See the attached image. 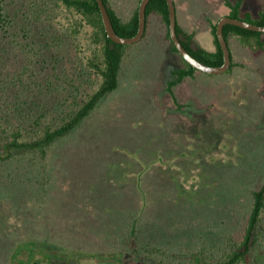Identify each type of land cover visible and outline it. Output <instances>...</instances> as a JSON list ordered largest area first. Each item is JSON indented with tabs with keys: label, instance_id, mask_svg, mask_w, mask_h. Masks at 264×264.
I'll use <instances>...</instances> for the list:
<instances>
[{
	"label": "rangeland",
	"instance_id": "1",
	"mask_svg": "<svg viewBox=\"0 0 264 264\" xmlns=\"http://www.w3.org/2000/svg\"><path fill=\"white\" fill-rule=\"evenodd\" d=\"M137 1L111 0L123 18ZM173 1L177 21L211 50L208 20L228 11L223 0ZM263 1L245 0L243 8L255 13ZM148 20L146 36L134 42L124 57L118 90L68 137L53 144L42 163L46 167L35 170L40 194L35 196L34 188L24 190L23 183L14 182L23 196H0V264H6L5 257L16 242L27 238L41 243L26 240L18 249L45 258L60 254L59 264H117L115 257L104 255L116 249L109 233L120 228L106 214L109 210L120 213L117 209L141 206L146 213L165 206L175 215L179 208L186 211L187 202L196 203V186L211 194L213 201L222 190L234 189L236 177L251 186L264 181V51L255 54L230 40L233 60L239 64L229 73L198 71L194 78L175 85L176 98L184 105L177 110L165 87L171 70L181 61L171 50L160 17L152 13ZM50 51L69 66L76 54L69 41L58 52L52 47ZM10 92L15 90L8 86L0 91L3 110L7 107L4 96ZM12 109L9 114L2 110L3 125L24 123L13 119L16 110ZM18 165L11 164L16 170ZM7 175V169L0 166L2 191H6ZM247 201L238 206L242 213ZM217 205L213 208L210 203L204 213L211 219L214 216V221L194 223L184 218L180 222L185 229L177 225L172 231V236L185 231V248L204 245V258L210 264L221 258L228 247L227 237L240 227L238 216L228 219L222 204ZM18 255L15 264H32L30 257ZM124 256L121 264H133L127 252ZM182 260L187 263V258ZM253 264H264V237Z\"/></svg>",
	"mask_w": 264,
	"mask_h": 264
},
{
	"label": "trees",
	"instance_id": "2",
	"mask_svg": "<svg viewBox=\"0 0 264 264\" xmlns=\"http://www.w3.org/2000/svg\"><path fill=\"white\" fill-rule=\"evenodd\" d=\"M103 2L115 32L123 37L134 36L138 30L140 0L126 18L117 12L111 0ZM223 3L228 9L227 16L264 25V1L255 13L243 8L244 0H223ZM152 13L160 17L171 50L181 61L179 67L171 70V78L166 81L165 87L177 110H180L184 105L178 102L174 86L186 78H194L200 70L187 62L171 41L166 0L148 1L145 29L140 39L147 34L148 19ZM220 17L208 20L211 50L200 44L193 31L176 21V33L182 45L191 55L210 66L223 63V51L216 35V24ZM38 26L43 28L36 31ZM263 34L262 31L231 23L223 26L228 47L229 41L234 39L255 54L264 51ZM38 36H42L40 40ZM66 41L71 42L76 51L70 66L62 65L60 55L50 51L52 47L58 52ZM132 44L118 43L108 37L96 0H0V91H4L7 86L9 90H15L14 94L10 92L4 96V102H7L5 110L0 107V166L8 171L7 180L4 179L6 191L0 189V196L5 197L2 194L5 193L11 199L22 197V189L19 184L13 186L14 182L23 183L24 190L28 186L29 189L32 187L37 194L35 196L40 194L39 185L36 184L38 173L35 170L46 167L42 163L53 144L68 137L100 102L118 90L123 60ZM230 58L227 73L239 64L233 60L231 51ZM12 108L16 110L13 119L20 118L21 123H24H9L5 126L2 123V110L8 112ZM14 162H19L17 170L11 166ZM123 166L121 164L120 168ZM48 177H51L49 172ZM235 181L234 189L222 190L213 201L211 194L196 186V203L187 202L186 211L179 208L175 215L171 210L166 211L165 206L146 213L141 206L129 211L117 209L120 213L116 209L109 210L106 214L120 228L109 233L111 244L116 249L104 255L115 257L117 264H121L120 259L125 257L126 252L133 264H210L204 258V245L185 248L184 245L188 244L185 242V231L174 236L172 231L177 225L185 229L184 222H180L184 218L192 219L194 223L214 221V216L211 219L204 213L208 211L210 203L212 207L219 203L222 204V211L226 210L228 219L231 220L234 215L240 218V227L236 234L227 237L228 247L221 258L211 264H253V255L264 237V181L253 186L240 181V177H236ZM228 186H231L230 182ZM246 199L248 207L242 213L238 206ZM26 240L38 242L35 238L20 239L6 255V264H15L16 254L30 257L32 264L42 262L45 257L18 249L21 242ZM37 249L43 248L38 246ZM182 257L187 258V263ZM51 258H56L57 262H52ZM45 259L52 264H59L61 255Z\"/></svg>",
	"mask_w": 264,
	"mask_h": 264
},
{
	"label": "water",
	"instance_id": "3",
	"mask_svg": "<svg viewBox=\"0 0 264 264\" xmlns=\"http://www.w3.org/2000/svg\"><path fill=\"white\" fill-rule=\"evenodd\" d=\"M98 3V7L101 13V17L103 20V24L105 27V31L112 40L118 43H124V44H131L136 41H138L145 29V9L146 5L149 0H140L139 6H138V30L137 33L134 36L131 37H123L117 34L113 28L110 16L108 14L107 8L103 2V0H96ZM167 6H168V15H169V34L172 43L175 45L178 53L187 61L189 62L193 67L196 69L208 73V74H219L222 72H225L227 68L229 67L231 63L230 58V50L228 47V44L223 36V26L226 23L235 24L238 26H241L243 28L256 30V31H262L264 32V25H256L253 23H250L245 20H241L238 18H233L227 15L221 16L216 24V35L218 38V41L220 43L221 49L223 51V63L220 66H210L207 65L197 58H195L193 55H191L188 50L182 45L181 41L179 40L177 33H176V10H175V4L173 0H166Z\"/></svg>",
	"mask_w": 264,
	"mask_h": 264
},
{
	"label": "flooded vegetation",
	"instance_id": "4",
	"mask_svg": "<svg viewBox=\"0 0 264 264\" xmlns=\"http://www.w3.org/2000/svg\"><path fill=\"white\" fill-rule=\"evenodd\" d=\"M50 260H47L45 258H42V262H39L38 264H52L51 262H49Z\"/></svg>",
	"mask_w": 264,
	"mask_h": 264
},
{
	"label": "crops",
	"instance_id": "5",
	"mask_svg": "<svg viewBox=\"0 0 264 264\" xmlns=\"http://www.w3.org/2000/svg\"><path fill=\"white\" fill-rule=\"evenodd\" d=\"M245 1V0H244ZM262 5V4H261ZM223 15H226V13H224ZM222 15V16H223ZM181 26H183L182 24H180ZM184 27V26H183ZM184 28H186V27H184ZM187 29V28H186ZM187 30H189V31H191L190 29H187Z\"/></svg>",
	"mask_w": 264,
	"mask_h": 264
}]
</instances>
